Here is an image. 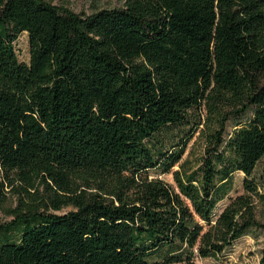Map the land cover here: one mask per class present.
<instances>
[{
  "label": "trees",
  "instance_id": "1",
  "mask_svg": "<svg viewBox=\"0 0 264 264\" xmlns=\"http://www.w3.org/2000/svg\"><path fill=\"white\" fill-rule=\"evenodd\" d=\"M251 107L226 137L230 115ZM201 124L197 167L175 169V184L152 177L184 164ZM263 156L264 0H126L88 15L0 0V207L8 186L18 197L0 264L216 256L264 226L250 178ZM238 170L250 193L220 209Z\"/></svg>",
  "mask_w": 264,
  "mask_h": 264
},
{
  "label": "rangeland",
  "instance_id": "2",
  "mask_svg": "<svg viewBox=\"0 0 264 264\" xmlns=\"http://www.w3.org/2000/svg\"><path fill=\"white\" fill-rule=\"evenodd\" d=\"M53 4L57 5L62 9H67L73 12H77L82 15L91 14L102 8L111 7H122L125 5L126 0H48ZM16 49L19 58L22 61H29L30 59V49H29V39L28 33L26 31L22 32L18 39L16 40ZM202 117L205 116L206 111L203 110ZM194 115V114H193ZM253 115L252 107L242 112L241 114H231L226 122V137L236 128L239 124L245 123ZM192 126L194 124L192 123ZM203 124L200 125L198 131L190 139L187 149L182 157L183 165L176 164L172 171L161 172L160 169L150 170V175L152 177H161L173 184L175 180L173 177V171L178 168H196L200 157L204 151L205 138L201 134L200 130ZM186 130V129H185ZM191 129H189L190 131ZM179 137L184 136V132L180 131L177 133ZM245 173L243 171H236L233 175L232 187L228 196L219 202V208H223L229 201L231 196H236L242 193L249 194L250 191L245 188L244 185ZM254 184L258 188V193H252L253 203L255 208L256 219L260 223H264V156L259 160L257 166L250 176ZM18 181L14 184L19 186ZM13 186H8L9 197L5 204L0 207V224L10 221L13 217V208L18 204L17 193L13 191ZM30 200L29 198H25ZM74 209L72 205H67L56 212L64 213L69 210ZM52 210V209H50ZM264 247V226L254 225L248 228L245 234L240 236L234 241L232 245L227 247L223 252L216 256L201 257L197 255L195 257L196 264H255L259 261L262 256V251Z\"/></svg>",
  "mask_w": 264,
  "mask_h": 264
}]
</instances>
